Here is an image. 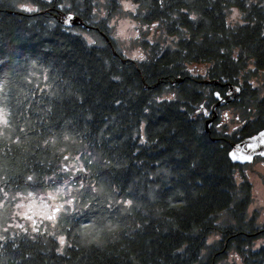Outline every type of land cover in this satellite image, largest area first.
I'll return each mask as SVG.
<instances>
[{"label": "trees", "instance_id": "obj_1", "mask_svg": "<svg viewBox=\"0 0 264 264\" xmlns=\"http://www.w3.org/2000/svg\"><path fill=\"white\" fill-rule=\"evenodd\" d=\"M132 2L136 14L110 0L103 7L109 20L158 22L159 39L141 32L137 41L144 61L124 55L97 14L99 0H0V109L10 121L0 126V264H229L231 251L242 264H264V224L248 216L251 185L228 155L264 130V96L250 83L264 76V0ZM232 8L242 23H227ZM68 14L81 23L65 27ZM198 64L208 69L193 78L185 69ZM229 86L240 89L230 105L241 125L207 133L215 93L224 98ZM76 156L85 172L60 170ZM33 174L40 183L29 186ZM65 180L76 199L56 227L10 226L18 194ZM89 220L106 227L83 235Z\"/></svg>", "mask_w": 264, "mask_h": 264}, {"label": "snow or ice", "instance_id": "obj_2", "mask_svg": "<svg viewBox=\"0 0 264 264\" xmlns=\"http://www.w3.org/2000/svg\"><path fill=\"white\" fill-rule=\"evenodd\" d=\"M95 2L96 0H93V3ZM48 3L51 4L52 0H48ZM110 3L111 4L118 3L120 9H122L124 12H131L133 14H136L137 9L140 7L139 3H133L132 0H110ZM160 6L161 7L164 6V0H160ZM17 7L20 11L27 12V13H33V12L40 10L34 7L30 3H20L17 5ZM60 7L61 9H63L64 7H71V6L62 4L60 5ZM99 11H100V16L104 19L105 23H107V27L109 29L113 28V26H116V32H115L114 39L117 37L126 39V40L141 38L140 26L134 23H129L127 20H121L119 24H117V21L115 18H112L110 20L108 19L109 14L105 12L103 9H100ZM240 15L241 14L237 11L236 8H232L231 15L229 16L227 23L229 25H231L233 21L242 23L243 21L239 19ZM93 17L95 18V11L93 12ZM190 18L192 20L197 19L195 15H192ZM71 20H73V17L69 15L65 23H68ZM157 26H158V22L152 23L150 25L144 24L143 29L145 32H147L149 29H156ZM129 29L132 30L130 33H129ZM85 39L88 41L89 45H95L97 43L95 39H92L89 37H85ZM145 39H147L149 42H152V37L150 36H146ZM221 51H223V49H221ZM124 55L127 56V52H125ZM235 58L236 57L233 56V59ZM130 59L144 61L146 57L143 54V52H141L140 49L137 48L136 51L131 55ZM252 70L255 71V69H252ZM185 71L193 75H197V74H203L205 72V69L196 68V67H188L185 69ZM114 79H118V77H114ZM253 87H257V86L253 84ZM235 91L240 92V89L236 88ZM231 94H232L231 92L228 93V95H231ZM215 95L218 99L221 98L220 93H215ZM165 99L173 100L175 99V96L174 95L169 96V97H166ZM200 109L204 110V115H208V112L204 108L203 104L200 105ZM223 116H224L225 121L229 119V114L227 112H225ZM8 117H9V113L7 109H0V125H3L4 128H8L10 126V121ZM236 119L239 120L240 118L237 116ZM216 127L219 128L221 127V125L218 124L216 125ZM233 131L235 130L233 129ZM64 139L68 140V137L65 136ZM251 140L254 142L248 143L246 145L248 149H251L250 153L244 154V150L240 148V145H237L233 151L229 152V156L232 161L234 162L239 161L240 163H244V162L252 163L254 156L264 157V131H261L258 134V137H251ZM255 141H258V143H256ZM45 143H47V141ZM258 148L260 149L259 151H257ZM61 151H64V149H61ZM63 160L69 161V156L65 155L63 157ZM74 160H75V163L64 164L60 170L65 173H71V175H75L76 172H85L84 165L79 163L80 157L76 156ZM77 165L79 166L77 167ZM261 167H264V161H261ZM249 179H251V177H249ZM261 179L264 180V177H261ZM43 180L44 181L54 180V177L45 176L43 177ZM25 183L31 186V185L40 183V180L35 174H33V175H28L25 177ZM66 186H68L67 192L65 191ZM83 187H84V184L83 182H81L80 188H83ZM73 188L74 186H69V180H65L63 185L56 186L51 191H46L44 194L39 195L38 197L39 205L36 204L37 194L32 191H29L27 193V196L24 197V199L29 200V198H31L29 204L27 205L29 211H31L34 206L39 207L41 209V211L39 212V215L43 219L51 222L53 227H56L59 220L63 216L67 215L69 209L73 206V202L76 199L74 196L71 195ZM0 191H3V190L0 189ZM76 191H79V189H76ZM92 191L96 192L97 188L92 187ZM259 191H260L259 188L254 189V193L256 194H258ZM4 196H5V199H7L8 193L6 191L4 192ZM65 196H67L68 198L62 199ZM124 203L130 206L132 204V201L126 200ZM261 203L264 204V201H261ZM23 207H26L23 203L17 204V208H23ZM17 215H24L28 220L32 221L33 225H35L36 223L35 220H33V217L31 215H27V213H17ZM17 226L19 227V225ZM105 227L106 225L97 224L94 220H89L87 223H84V222L80 223V228L84 230L82 234L88 235V236H93L96 232L102 231ZM4 230L7 231L8 229L5 228ZM32 231L36 232L38 231V229L35 226H33ZM49 235H55V233L50 232ZM215 238L218 239V237H215ZM56 239L58 240V243L61 246L57 250L62 252L63 247L66 245V238L64 235L61 234V235L56 236ZM208 243L211 244L212 239H209Z\"/></svg>", "mask_w": 264, "mask_h": 264}, {"label": "rangeland", "instance_id": "obj_3", "mask_svg": "<svg viewBox=\"0 0 264 264\" xmlns=\"http://www.w3.org/2000/svg\"><path fill=\"white\" fill-rule=\"evenodd\" d=\"M100 6L97 9V14H100V9L104 10V4L106 3V0H99ZM122 14H124L123 10L121 9ZM117 21V24H119V22L121 20H127L129 23H134L138 26H140V32H142V34H149L150 37H152V41L155 39H159V34H157L155 29H149L147 32L144 31L143 29V25H141L138 21L136 20H130L128 19L125 15H121V16H115L114 17ZM132 30L129 29V33ZM115 32H116V26H113L112 28V38L114 39L115 36ZM85 37H89L94 39L93 36H91L89 33H85L84 34ZM119 48L120 49H126L124 50V53L127 52V55H130V52L133 53L136 51V49L138 48L137 41L139 39H122V38H115L114 39ZM97 44V43H96ZM129 49V50H127ZM190 67H196V68H203L205 69V72L203 74H197V75H193L191 73H189L191 75V77L196 78L198 76L203 77L205 76L206 70L208 69V65L205 64H198V65H191ZM250 83L253 85L255 84L257 86V88L260 91V96H264V76L262 74H259L257 77L253 78L250 80ZM229 89L226 91V95L230 90V86L228 87ZM231 92V91H230ZM166 97L169 96H173L172 94L169 95H164ZM238 97V93L236 97H233L232 95L227 99V102H223L221 103L219 106H217V108L215 109V114L216 116H218V118H213V114H211L210 118H213L211 124H210V128L213 126V128L216 130V133L220 134L226 131V133L229 135L233 132V129L235 130L236 128H238L241 125V115L242 113L240 112V110H238L236 107L231 106L230 104L233 103ZM222 98V97H221ZM227 112L229 114V119L227 121L224 120V116L223 114ZM239 117L240 119L237 120L236 117ZM221 125V127H216V125ZM1 126V125H0ZM261 161H264L262 159H256L255 161H253L251 164L249 165H245L242 168V172L238 171L236 173V177L238 179L241 178V175L245 176V180L248 181V183L251 185V202L249 203L248 207H247V214L248 216L254 217L256 224L258 226L263 225L264 224V204L261 203V201H264V180L261 179V177H264V167H261ZM232 162V161H231ZM70 163H75V162H70ZM78 166V165H77ZM249 177H251V179H249ZM241 180V179H240ZM69 186H71L69 184ZM259 188L260 191L258 194L254 193V189ZM46 191H51V190H46ZM65 191L67 192V186L65 187ZM36 193V192H35ZM45 193V192H44ZM43 193V194H44ZM37 194V199H36V204L39 205V195L42 194ZM72 195V193H71ZM27 196V193H23V194H19L16 196L17 201L15 202V206L13 208V223L10 225L11 227H18L16 223V219L21 220V225H27L30 227L31 232L33 226H35L36 228L39 226L38 229H40V226H42V223H48L51 227L52 223L43 219L40 215L39 212L41 211V209L39 207L34 206L32 208L31 211H29L27 205L30 202L29 200H25L24 197ZM73 196V195H72ZM68 197L65 196L62 199H67ZM23 203L26 207L23 208H17V204H21ZM17 213H27V215H31L33 217V220H35V225H33L32 221L28 220L24 215H17ZM36 213V214H34ZM39 231V230H38ZM36 231V232H38ZM33 232V233H36ZM217 236L212 235L209 237V239H212V242H214L217 238H215ZM208 239V241H209ZM257 242L259 243V240H257ZM256 242V244H258ZM238 258V259H237ZM226 260V262H228L229 264L235 263V264H242V259L238 254H235L234 251H231L227 254L226 258L224 259Z\"/></svg>", "mask_w": 264, "mask_h": 264}, {"label": "water", "instance_id": "obj_4", "mask_svg": "<svg viewBox=\"0 0 264 264\" xmlns=\"http://www.w3.org/2000/svg\"><path fill=\"white\" fill-rule=\"evenodd\" d=\"M69 15H71L72 17H73V20H71V21H69L68 23H65V21L67 20V17L69 16ZM64 19L61 21L62 22V24L65 26V27H73V26H75V25H77L78 23H81V19L79 18V17H77V16H75V15H73V14H68V15H66V16H64L63 17ZM237 87H235V86H230V90H229V92L228 93H230V91H231V95L233 96V97H236L237 96V93H239V92H236L235 91V89H236ZM228 93H227V96L226 97H224V98H220V99H218L217 97H216V95H215V97H216V99H217V103H215L212 107H211V112H210V114H213V118H216L217 116L216 115H214L215 114V109L217 108V106H219L221 103H225V102H227V99L231 96V95H228ZM213 118H211V119H208V121L206 122V125H205V130H206V132L208 133L209 132V130H210V124H211V122H212V120H213ZM262 131H264V130H262ZM261 132V131H260ZM260 132H258L256 135H254V136H252V137H258V134L260 133ZM254 141H252L251 140V137L250 138H247V139H244L243 141H240V142H238V143H235V144H232L231 145V147H230V151L229 152H231V151H233L235 148H236V146L237 145H240V148L241 149H243L244 150V154H248V153H250L251 152V149H248L247 147H246V145L248 144V143H253ZM256 143H258V141H255ZM260 149L258 148L257 149V151H259ZM229 155V154H228ZM256 156H254V158H255ZM229 158H230V156H229ZM253 158V159H254ZM262 158H264V157H262ZM230 160H231V158H230ZM232 161V160H231ZM234 164H237V165H246V164H249V163H247V162H244V163H240L239 161H232Z\"/></svg>", "mask_w": 264, "mask_h": 264}]
</instances>
